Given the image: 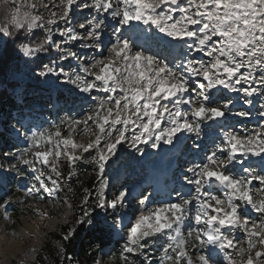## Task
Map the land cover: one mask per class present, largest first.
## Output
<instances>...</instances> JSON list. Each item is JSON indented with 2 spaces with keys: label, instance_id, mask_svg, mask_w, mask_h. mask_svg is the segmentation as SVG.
<instances>
[{
  "label": "snow or ice",
  "instance_id": "1",
  "mask_svg": "<svg viewBox=\"0 0 264 264\" xmlns=\"http://www.w3.org/2000/svg\"><path fill=\"white\" fill-rule=\"evenodd\" d=\"M159 37L181 45L171 60L151 50ZM0 45L35 63L38 81L64 86L70 106L47 127L12 125L25 146L0 150V219L28 200L41 222L66 207L72 227L56 256L69 264L79 260L66 244L81 231L120 235L117 264H264V122L230 123L257 104L264 121V0H2ZM175 144L188 159L167 200L112 189L121 146L143 156L141 145ZM80 165L95 173L90 185ZM5 234L26 239L14 227Z\"/></svg>",
  "mask_w": 264,
  "mask_h": 264
},
{
  "label": "rangeland",
  "instance_id": "2",
  "mask_svg": "<svg viewBox=\"0 0 264 264\" xmlns=\"http://www.w3.org/2000/svg\"><path fill=\"white\" fill-rule=\"evenodd\" d=\"M159 39L160 42L168 44L169 46L167 47H170V42H172L171 40L166 37H159ZM162 43H160V45H163ZM4 49L5 45H0V58L3 54ZM15 60L18 64V70H11L7 72L5 78H7L9 82H13L18 85L13 92V97L15 98L14 100L16 104H18L19 106L23 105V102L20 100L22 99L20 95H22L23 93L22 88H24V85L29 86L30 94L36 95V98H40L42 100L44 99L45 101H48V89H54L56 92L55 94L51 92L49 101L47 102L49 103V109L46 112L44 111V113L49 114V118H47L46 115L41 112L42 110L39 107H35V110H37L38 112L35 115H32V119L28 118L31 117V115H28L29 111L24 110L21 111V114H26L25 116H19V110H16L14 112H11L10 117H6L5 112H7V109L3 108V110H1L2 106L0 105V150L11 148L13 147V144H15V146L17 147L25 146V141L22 138L18 137L12 129V125L16 124L17 120L22 121L28 128L40 129L43 126L49 124L50 121L56 119L57 111L60 108L70 107L68 105H65L64 102L61 103L59 100H57V90L59 92H63L64 86L50 87L49 85L38 81L33 75V68L35 67V63L26 60L17 51L15 53ZM66 96L67 93L63 97ZM53 105H56V107H53ZM237 107H239V105H237ZM78 112L79 108H77L76 112L72 114H76ZM60 114L63 115L64 113L60 112ZM261 122V120L257 121V119L254 117L246 121H230V123L233 126L237 127V129H239L242 123L256 126ZM17 127H19L18 124ZM81 139L86 138L81 137ZM77 142H80V140H78ZM141 147L144 148L143 156H139L135 152L129 151L127 147L121 146L117 157L113 158V161L110 162V167L108 169L109 171H111L109 173V179L111 181L112 189L115 190L121 185H124L129 187L130 189H135L137 192L147 190V192L153 194V198H157V200L153 201L162 202L164 200H167L168 197H158L159 194L165 195L167 193L166 189L168 185L167 183L162 184L164 176L161 174V172L162 170H173L176 167L177 170H175L178 173L176 171L172 172H175V174L177 175H181V167L188 159L185 145H161L160 148L155 151L143 145H141ZM178 154H180V157L176 162ZM177 166L179 168H177ZM142 168H146L145 172L141 171ZM137 177H140L139 183H135L133 181ZM176 177L178 178L179 176ZM176 177H172L175 181V184H177ZM29 201L30 203L26 205H19L18 211L15 212V214L18 215L16 223H12L11 220L5 222L0 219V223H6L7 227H14L15 230L21 234V236L26 237V239L22 241H13L10 236H7L5 234V228H2L0 226V264H21V261H23L24 264L35 262L36 254L38 252L33 253L30 251V249L36 247L40 250L44 242L47 240L48 233L54 232L58 230L59 227L67 224L66 221L70 218V213L68 212L66 207L60 211L59 215H55L56 210L52 205L35 204L36 208H41L49 211L50 213H53L55 215V218L44 219L43 222H41L40 217H36L35 219H33V217L35 216V212L29 209L28 206L33 205L35 202L31 200ZM149 206H151V203L149 204ZM21 208L25 209L27 215H21ZM11 210L12 209H10V211ZM46 233L47 235H45ZM112 233L114 235V238L120 237V235H117L114 232ZM6 245L9 249L7 255H5ZM53 245L58 246L57 243H53ZM110 251L111 248L104 247L102 252H98L97 259H101L103 264H105V262L109 258ZM219 258L222 259V257Z\"/></svg>",
  "mask_w": 264,
  "mask_h": 264
},
{
  "label": "trees",
  "instance_id": "3",
  "mask_svg": "<svg viewBox=\"0 0 264 264\" xmlns=\"http://www.w3.org/2000/svg\"><path fill=\"white\" fill-rule=\"evenodd\" d=\"M0 3H2V0H0ZM15 53H16V50L13 46L5 45V49L3 50V54L0 58V105L2 106L1 110H3V108L7 109V112H5L6 117H10L11 112L23 109V107H20L18 104L15 103V100H14L15 98L13 97V92L18 85L16 83L9 82L8 79L5 78L7 72L11 70H18V64L15 60ZM22 92H23L22 95H20L22 99L20 100L23 102L24 110L29 111L30 113L36 114L38 111L35 110V107H39L43 113L44 111L46 112L49 109V103H47L50 98L49 96L51 95V92L55 94L56 91L54 89L47 90L48 101H45L44 99L42 100L40 98H36V95L30 94L28 85H24V88H22ZM66 93L67 92H64V91L59 92L57 90V94H56L57 100L63 103V100H64L63 96ZM256 107H258V104L256 105ZM256 107L251 109L252 117L256 118L257 121H259L260 118L256 115ZM44 115H46V117L49 118V114L44 113ZM242 125L244 126L245 131H250L257 126V125L253 126V125L245 124V123H242ZM85 167L87 166L80 165L79 167V171L81 173L80 179L84 182L85 185H90L91 183L90 177H94L95 173L92 172L91 169L89 168L88 175H85L84 174ZM145 170L146 168L141 169V171H144V172ZM110 172L111 171L108 170L107 172L108 177H109ZM140 177L135 178L133 181L135 183H139ZM73 187L74 188L76 187L75 183L73 184ZM17 195H19V193H17ZM74 199L76 200V202H79V193L75 196ZM28 203H30L29 200L27 201L26 204ZM18 207L19 205L15 206L11 210L13 212V219L11 220L12 223L13 222L16 223L18 215L15 214V212L18 211ZM0 226L2 228L7 227L6 223H0ZM70 227H72V225L67 223L64 226L59 227L58 230L48 233L47 240L44 242L43 246L40 248V250L36 254L35 262L27 263V264H37L38 260L41 261V264H51L52 260H55V264H69V262L65 260L64 256H59V257L56 256V250L58 249V246H54L53 243H56V238L59 237L61 229L67 230ZM7 228L12 229L11 226ZM97 235H100V233H97ZM101 242L103 243L104 247L105 246L111 247L109 258L105 262V264H117L118 259H119L118 253L120 250V245L122 243V240H121V236L119 238H114V235L112 232L110 233L105 232L102 235V238L100 240H97L94 235L85 234L84 232L81 231L76 235L75 239H73L70 243L66 244V249H67L66 255L75 257V259L79 260V264H92V259H97L98 252H99V251H95L94 246ZM160 243L161 242H158L157 245L155 246L153 250L154 254H158ZM88 253H93V256L91 259L88 258V255H87ZM45 256H48L49 259L45 260L44 259Z\"/></svg>",
  "mask_w": 264,
  "mask_h": 264
},
{
  "label": "bare ground",
  "instance_id": "4",
  "mask_svg": "<svg viewBox=\"0 0 264 264\" xmlns=\"http://www.w3.org/2000/svg\"><path fill=\"white\" fill-rule=\"evenodd\" d=\"M132 38H135V37H132ZM163 44V43H162ZM180 45V44H179ZM159 46V48H160V51H157V52H159V53H162V52H164V53H166L167 51H169V50H173L174 48V46H172L171 47V45H170V48H169V50L168 49H166V46H165V44H163V45H158ZM20 107H22V105L20 106ZM179 157H180V154L178 155V159H179ZM177 159V160H178ZM182 159V158H181ZM177 160H176V162H177ZM179 163H180V161H179ZM169 170H162V172H161V174L164 176L165 174H166V172H168ZM174 178V177H173ZM173 178H171V179H169V180H167V179H165V177H164V180L162 181V184H175L174 182V179Z\"/></svg>",
  "mask_w": 264,
  "mask_h": 264
}]
</instances>
